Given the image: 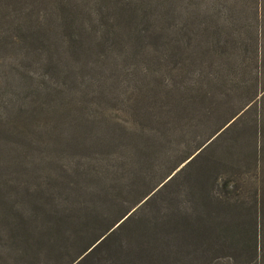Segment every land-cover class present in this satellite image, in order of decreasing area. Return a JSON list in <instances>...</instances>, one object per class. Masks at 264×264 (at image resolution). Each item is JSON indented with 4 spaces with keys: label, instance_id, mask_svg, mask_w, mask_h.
Here are the masks:
<instances>
[{
    "label": "rangeland",
    "instance_id": "374dc122",
    "mask_svg": "<svg viewBox=\"0 0 264 264\" xmlns=\"http://www.w3.org/2000/svg\"><path fill=\"white\" fill-rule=\"evenodd\" d=\"M208 5L0 0V264H264V0Z\"/></svg>",
    "mask_w": 264,
    "mask_h": 264
},
{
    "label": "trees",
    "instance_id": "16d2710c",
    "mask_svg": "<svg viewBox=\"0 0 264 264\" xmlns=\"http://www.w3.org/2000/svg\"><path fill=\"white\" fill-rule=\"evenodd\" d=\"M193 1L194 0H158L157 2H154L153 0H147L148 8L146 9V15L148 13L149 14L153 13L152 17L161 20L160 16H162L164 13H171V14L177 13L179 16H183L185 18V24H188L187 22L190 20V15H191L190 10H194V9L199 8L203 12L206 13L207 6H208V10H209V5H208L209 0H200V2H198L197 0H195V2H193ZM244 1L246 2V0H244ZM248 1H251V0H248ZM254 5H255V7L258 8L257 3ZM162 9H165L166 12L162 13ZM133 15L136 16L137 14L133 13ZM224 127H226V124L224 125ZM190 158H191V156L188 157L186 160H184L182 163H184L186 161H187V163H189ZM175 170H177V168ZM19 186L21 187L20 183H19ZM18 194L20 196L21 192L19 193V191H18ZM1 205H3V203H1L0 206ZM130 210L131 209H128L123 214V216L128 215L125 219H127L130 216V214H128L130 212ZM89 217H93V216H89ZM89 217H87L85 219H75L72 215H69L66 219H63L61 221H59V220L53 221L52 217H48L49 220L47 219L44 222L48 221L47 230L49 228H50V230L54 229L52 234L48 233L52 239V238L57 237V236H58V238H59V236H62V234H60V232H58L55 227H59L61 230H70V229L78 230L77 228L80 226H83ZM97 217H100V216H97ZM2 225H5L8 228V230H11L10 233H19L15 228L20 227L21 225L24 228V225L21 221V217L18 215H15L11 211L6 215L5 218L0 217V230H1ZM113 225L110 228L105 229L106 231L104 233H102V235L96 234L92 238V236L90 234V239L92 238V239H94V241L91 243V245H89L87 248H85L83 250V252L80 254L79 257H82L83 255H84L83 257H85L86 255L89 254V252H90L89 249H93L98 244H100L104 240L103 236H105V234L113 227ZM46 231L39 230V231L34 232V234L43 236ZM61 232H64V231H61ZM87 232L88 231H86V234H87ZM21 235H22V243L24 242L26 246H29V243L31 244V241H32L31 236L28 234L27 239L24 240V238L26 237V234L22 233Z\"/></svg>",
    "mask_w": 264,
    "mask_h": 264
}]
</instances>
